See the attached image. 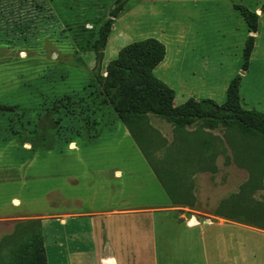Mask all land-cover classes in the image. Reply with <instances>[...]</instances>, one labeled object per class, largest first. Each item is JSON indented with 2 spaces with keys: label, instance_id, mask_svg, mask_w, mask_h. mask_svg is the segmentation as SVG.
Masks as SVG:
<instances>
[{
  "label": "rangeland",
  "instance_id": "rangeland-1",
  "mask_svg": "<svg viewBox=\"0 0 264 264\" xmlns=\"http://www.w3.org/2000/svg\"><path fill=\"white\" fill-rule=\"evenodd\" d=\"M114 5L121 10L99 65L92 46ZM240 5L264 11V0H0V177H10L12 163L38 161L26 168L33 178L0 180V264H26L29 234L42 228V219L50 213L113 207H126L132 214L173 207L182 222L223 224L227 233L220 237V264H234V240L241 225L253 227L241 233L242 264H264V244L256 245L264 238L253 231L264 229V138L259 133L246 136L236 128L226 129L224 137L223 125L215 120L177 126L154 114H148V125L130 128L107 103L99 81L120 49L152 37L165 44L168 62L174 60L173 51L186 52L188 42L194 48L184 54L183 62L180 58L168 63L165 70L155 71L156 76L169 81L171 71L182 65L178 69L187 78L192 69L208 65L214 71L209 76L212 84L225 77L230 83L242 74L246 40L256 33L246 27L236 8ZM258 27L254 59L247 75L241 76L240 103L244 109L264 112V16ZM181 89L186 92L190 85ZM218 99L220 105L226 101ZM59 144L113 147L110 152L83 148L68 154L83 156L84 161L82 170L68 168L67 173H77L72 181L81 193L87 189L81 187L84 179H89L85 171L95 166L103 173L112 166L123 169L125 177L119 184L116 180L114 200L105 201L107 196L101 194L83 201L75 194L69 205L60 204V153L35 152ZM31 145L37 149L31 150ZM143 161L150 173L140 169ZM126 163L134 175H127ZM16 166L23 171L26 167ZM94 182L101 186V181ZM66 185L76 193L72 182ZM154 191L163 196H154ZM195 257L202 255L196 252Z\"/></svg>",
  "mask_w": 264,
  "mask_h": 264
},
{
  "label": "crops",
  "instance_id": "crops-1",
  "mask_svg": "<svg viewBox=\"0 0 264 264\" xmlns=\"http://www.w3.org/2000/svg\"><path fill=\"white\" fill-rule=\"evenodd\" d=\"M257 13L259 14L260 23L261 18L264 16V11L261 8H257ZM244 22L247 27L245 19ZM248 34L250 33L248 32ZM248 34L245 36L247 37ZM258 36L259 27L255 33V46L251 56L252 60L256 53ZM192 45L193 43L191 41L187 43L186 52L173 51L172 53L174 54L172 57H174V60L172 62L171 60L169 62L167 60L166 48V57L154 69V73L157 70L159 71V69L165 70L168 63L175 64L180 58L183 62L184 54H191L190 49H194ZM201 66L202 69H192L191 75H193L187 78L181 75L180 70L182 68L178 69L180 67L177 68V71H171L169 81L166 77L157 76L165 83H169L170 87L174 89L175 105H180L190 98L197 100L205 98L215 101V98L224 99L226 97L229 84L227 83L228 79L226 77L222 79L218 78L220 81L216 82L215 80L214 84H212L211 77L209 76L212 73L214 74V71L208 65ZM241 70L242 74L240 75L243 77L247 75L249 69L244 70L242 68ZM187 85H190V89L183 92L181 88L184 87L186 89ZM177 86L180 88L179 91H176ZM179 92L181 93L179 94ZM178 100H180V103ZM126 133L130 135L128 130ZM30 147L31 150L37 149L36 147H32V145ZM83 148L86 150L85 152L96 153L99 152L98 149L101 152L102 149L110 152V148L113 147L106 146L101 148L93 145L83 146L72 144L68 146L59 144L57 148L39 149L35 151L36 153L40 152L45 154L53 152L60 153V162H58V165L62 172L60 171L58 174L61 182H59L57 196H59L60 204H65V206L69 205L68 201L73 202L70 196H74L75 194L76 196H83V201L86 200L85 196H100L101 194L107 196L108 200H106V197L103 199L105 201L114 200V196H116V180H119V184L125 177V171L119 167H109L108 171L104 173L96 166L91 167L92 170L84 172V175L89 176V179H84L81 186L84 189L87 188L86 191H82L81 193L79 191L76 192L78 190L75 188L77 182L73 184L72 179H74L75 174L77 177V173L68 174L67 169L74 168L77 170V167H80L82 170L83 166L80 165H82L84 158L83 156L78 157L77 155L71 157L68 154L82 152ZM93 157L96 156L94 155ZM37 163L38 161L36 159L28 160L25 163H12L10 177L3 178L1 176L0 180H29L33 177L31 172H27L26 168L30 170ZM16 165L26 167L23 171ZM126 165L128 167L125 169L127 175H134L131 171V164L126 163ZM141 165L140 169H146L147 173H150V166L147 165L146 161L141 162ZM52 174L48 173V175ZM108 175H110L111 180H109ZM74 180L76 181V179ZM94 180L101 181V186L99 184L96 185ZM67 182H72V186L75 185L73 187L76 193H72L73 188L69 191L67 190ZM137 183L140 186L143 184V182L141 183V178ZM159 191L161 190L159 189ZM83 193L85 195H82ZM125 196H129V194ZM154 196L163 195L156 194L154 191ZM87 199L90 200L86 201H93V197H87ZM76 201L75 205L77 206L79 204ZM125 208L120 207L115 209L113 207L111 210L99 209L95 211L66 210L59 214L50 213L51 215L43 218L42 230L48 264H203L204 262L210 264L211 259H213V264H220L216 261V257L221 254L220 251L222 249L220 246V237L227 233V227H224L223 224L203 223L197 226L194 222H182L179 219L178 212L173 207L163 209L146 208L141 209L139 212H134V214ZM52 223H57V227L55 225L51 226ZM235 225L239 224L235 223ZM203 226L207 227L205 228ZM241 227L253 229V227L245 225H241ZM244 228H240L241 230L235 228L234 230L238 229L242 233ZM253 231L256 236L259 235L260 239L264 238V229L254 228ZM132 234L135 235L132 236ZM240 235L234 240V264H242V260H244V241L242 235ZM260 244H264V240L263 242H256L257 246ZM208 247L211 249L210 251L206 250ZM196 252H200L202 258H196ZM53 257L55 258L54 262L52 261ZM196 259L200 261L197 262ZM245 264L249 263L245 262Z\"/></svg>",
  "mask_w": 264,
  "mask_h": 264
},
{
  "label": "trees",
  "instance_id": "trees-1",
  "mask_svg": "<svg viewBox=\"0 0 264 264\" xmlns=\"http://www.w3.org/2000/svg\"><path fill=\"white\" fill-rule=\"evenodd\" d=\"M236 8L245 19L249 31L257 32L259 14L242 5ZM120 10V7L114 5L110 18L100 26L99 35L92 46L99 65L103 62L104 50ZM254 44L255 36L249 35L244 46V70L250 63ZM165 57L166 46L159 39L151 37L135 41L119 50L118 56L107 64V76L100 77L99 81L103 85L107 103L129 127L134 124L148 125V114H154L177 126L190 125L207 119L215 120L223 125L224 137H226V129L236 128L239 133L242 132L246 136L259 133L258 135L264 138V112L244 109L241 106L240 74L229 83L226 101L222 105L212 99L195 98L175 105L174 89L154 73V69ZM230 149L234 160L237 161L234 157L235 146L232 145ZM25 251L26 264H48L41 226L29 234Z\"/></svg>",
  "mask_w": 264,
  "mask_h": 264
}]
</instances>
